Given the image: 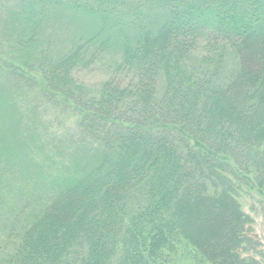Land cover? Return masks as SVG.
Instances as JSON below:
<instances>
[{
    "label": "trees",
    "instance_id": "obj_1",
    "mask_svg": "<svg viewBox=\"0 0 264 264\" xmlns=\"http://www.w3.org/2000/svg\"><path fill=\"white\" fill-rule=\"evenodd\" d=\"M11 3L0 264H264L242 204L264 218V0ZM60 10L96 28L58 51ZM115 48L98 89L78 83ZM64 117L93 157L61 153Z\"/></svg>",
    "mask_w": 264,
    "mask_h": 264
},
{
    "label": "rangeland",
    "instance_id": "obj_2",
    "mask_svg": "<svg viewBox=\"0 0 264 264\" xmlns=\"http://www.w3.org/2000/svg\"><path fill=\"white\" fill-rule=\"evenodd\" d=\"M12 0H0L3 14L10 13L12 10ZM16 5V4H15ZM13 12V10H12ZM48 34L51 41L60 49L68 48L73 41L80 36L91 33L96 28V24L90 21L79 19L75 14L60 10L55 17H51L47 24ZM118 48L112 49L107 55H104L95 65L89 69L76 72L75 78L78 83L84 84L90 89H98L100 84L107 80L113 73L116 64L120 60V51ZM51 119L49 115L47 119ZM65 122L49 121L48 124L56 127L58 139L55 143L61 144V153L67 157H76V161L88 159L96 154L97 147L86 144L84 138L76 132V127L72 119L64 117ZM84 142V143H82ZM86 144V145H84ZM244 211L254 219V229L260 240L264 252V218L254 200L250 197H244L242 200ZM264 261V259L262 260ZM186 264V263H184Z\"/></svg>",
    "mask_w": 264,
    "mask_h": 264
}]
</instances>
